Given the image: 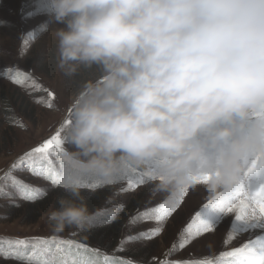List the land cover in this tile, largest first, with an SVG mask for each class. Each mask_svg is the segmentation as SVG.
I'll use <instances>...</instances> for the list:
<instances>
[{"label":"clouds","instance_id":"9594fccd","mask_svg":"<svg viewBox=\"0 0 264 264\" xmlns=\"http://www.w3.org/2000/svg\"><path fill=\"white\" fill-rule=\"evenodd\" d=\"M58 68L96 66L62 125L68 198L52 231L84 228L86 183L148 170L169 198L203 186L227 199L264 175V0H37ZM47 29V22L43 25ZM207 177V179H205Z\"/></svg>","mask_w":264,"mask_h":264},{"label":"rangeland","instance_id":"374dc122","mask_svg":"<svg viewBox=\"0 0 264 264\" xmlns=\"http://www.w3.org/2000/svg\"><path fill=\"white\" fill-rule=\"evenodd\" d=\"M46 22L48 28L41 30L40 26ZM60 27L63 25L55 23L43 8L37 7V0H0V177L10 172L11 176L25 184L42 190L35 201L38 197L54 198L56 193L68 195L59 183L54 184L48 177L62 174L65 167L63 152L74 151L66 143L62 129V125L69 123L65 117L71 114L73 99L87 81L100 75L96 66L82 67L73 76L65 75L58 68L57 41L52 33ZM7 68H18V79H23V73H30L31 79L23 84L15 83L9 78L12 73L5 74ZM58 132L62 141L60 149L53 145L37 155L35 165L31 160H26L13 168L25 153L42 146ZM33 170L38 174H33ZM141 172L150 173L148 170H133L112 184L86 183L81 190V196L85 193L82 196L84 201L95 193L101 194L96 208L90 210L92 222H88L84 228H68L60 233L52 231L48 218L55 207L48 206L35 222L29 223V217L19 209L23 205H30L33 200L23 198L20 189L14 187L10 179H0V238L31 241L32 238L58 237L60 241H76L88 249L99 250L100 254L97 256L92 251L84 252L83 249L58 242H30L23 246L0 244V264H26V259L21 261L23 263L15 259L20 261L38 249H63L87 257L90 253V258L99 264H104L105 256L112 258L109 264H119L121 258L132 264H161L162 261L199 260L204 257L215 259L221 252L240 247L249 237L255 239L256 235L264 234L260 229L246 231L225 245L234 219L226 215L212 231L202 233L185 247L179 248L183 229L195 213L213 198L203 186L192 187L162 225L154 219L139 218L140 213L157 207L169 198L167 193L153 191L154 180H146L133 190L121 191L126 188L128 179L138 178ZM257 179L264 180V175ZM134 217L137 218L135 222H130ZM116 222L120 224L113 231L111 228ZM157 227H162V231L151 238L126 241L127 237H137ZM87 234L93 239L85 238ZM174 245H177L175 250ZM5 252L9 253L8 258H5Z\"/></svg>","mask_w":264,"mask_h":264},{"label":"snow or ice","instance_id":"6c2138e0","mask_svg":"<svg viewBox=\"0 0 264 264\" xmlns=\"http://www.w3.org/2000/svg\"><path fill=\"white\" fill-rule=\"evenodd\" d=\"M43 30V25L40 26ZM12 73L9 77L15 83L23 84L25 80L31 79L30 73H23V79H18L20 76V70L11 68L5 69V74ZM35 85V81H33ZM61 136L58 132L52 139L46 141L42 146L32 150V152L25 153L20 158L18 164H14L13 168L18 167L19 164L24 163L26 160H31L35 165L38 154H43L46 149H49L53 145L56 149L61 148ZM255 161L253 162L252 168L245 174L246 179L241 182L238 190L229 198L221 199L215 197L209 199L208 202L195 213L191 221L183 229V239L178 245L179 248H183L193 238L200 236L202 233L210 232L214 229L217 223L223 216L231 215L234 217L232 221V227L225 238V245L231 243L236 235L246 232L260 229L264 233V180H252L247 179L249 173L255 168ZM33 174H38L37 171L33 170ZM54 184H57L61 180V174H53L50 177ZM0 179L12 181L14 187H18L21 191V195L25 199H36L38 195L42 193V190L36 189L31 185L25 184L23 181L18 180L16 177L11 176L10 172L6 173L4 177ZM154 177L150 173L141 172L138 178L128 179L127 186L121 191L133 190L139 184L144 183L146 180H153ZM207 179V177H205ZM96 186V185H90ZM2 191V189H0ZM185 193H181L179 196L174 198H168L163 203L159 204L155 208L146 209L145 212L139 214V218L155 220L163 222L170 216L172 212L179 206L181 198ZM137 218L134 217L130 222H135ZM91 223V218L89 220ZM162 231V227L150 229L147 233H140L137 237H127V240H133L141 237L151 238L153 235L159 234ZM124 241V242H126ZM30 242L37 244H47L51 242H58L59 244H67L75 246L77 249H83L84 252L92 251L99 256V250L88 249L86 245L76 241H60L58 237L51 238H32L28 239H11V238H0V244L17 245L23 246ZM122 242V244L124 243ZM177 245L173 246L175 250ZM122 250L121 249H117ZM171 251V250H170ZM5 258H8L9 253H3ZM19 255V254H17ZM228 257L231 259L224 260L223 258ZM109 258L104 257V264H109ZM26 264H99L98 261L93 260L90 257L81 254H73L70 251H59L51 249H38L33 251L26 257ZM119 264H132L131 261H124L122 258L119 260ZM161 264H264V234L256 235L255 239L249 237L248 241L242 244L240 247L234 248L230 251L221 252L218 258L204 257L199 260H178V261H162Z\"/></svg>","mask_w":264,"mask_h":264},{"label":"trees","instance_id":"16d2710c","mask_svg":"<svg viewBox=\"0 0 264 264\" xmlns=\"http://www.w3.org/2000/svg\"><path fill=\"white\" fill-rule=\"evenodd\" d=\"M56 194L57 195L54 198H50V199H49V197L46 198V196H45L44 199L42 197H38V199L36 201L33 200L34 203H33V201H31L32 203L29 202V203H31L30 205H23L24 208L21 206L20 207L21 209H19V212L22 211L23 215L26 214L27 217H29V219H28L29 223L35 222L43 212H46L48 206L51 205V206H53L55 208H58L59 207V200L61 198H68V195L64 196V194H62V193H56ZM54 195H55V192L53 193V196ZM84 195H85V193H82V196H84ZM100 195H101L100 192L95 193L94 196L89 197L88 200L85 201L87 203L89 211L96 208V206L98 205V202H99ZM23 209H25V211ZM119 224H120V222L117 223V224H114V226H112L111 229L114 231L116 229V227H118ZM67 229L68 228H66L64 231H67ZM92 237L93 236H89L88 234L85 236V238H88V239L92 238ZM79 253H82V252L80 251ZM90 256H91V254L89 253V257ZM24 259H26V258H21L20 261L17 260V259H15V260L18 261L19 263H23L21 261H24Z\"/></svg>","mask_w":264,"mask_h":264}]
</instances>
